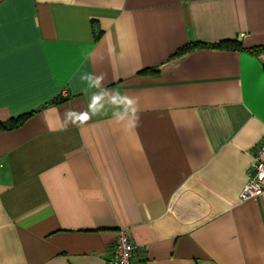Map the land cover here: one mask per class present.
<instances>
[{"label": "crops", "instance_id": "obj_1", "mask_svg": "<svg viewBox=\"0 0 264 264\" xmlns=\"http://www.w3.org/2000/svg\"><path fill=\"white\" fill-rule=\"evenodd\" d=\"M0 264H264V0H0ZM235 40L238 49L209 46ZM205 42L187 51L188 43ZM150 68L151 70H145ZM103 75L87 89L81 73ZM135 98L61 130L98 92ZM54 101H57L54 103Z\"/></svg>", "mask_w": 264, "mask_h": 264}, {"label": "clouds", "instance_id": "obj_2", "mask_svg": "<svg viewBox=\"0 0 264 264\" xmlns=\"http://www.w3.org/2000/svg\"><path fill=\"white\" fill-rule=\"evenodd\" d=\"M79 78L82 82L87 84V89L100 88L104 80L103 75H94L87 72L81 73ZM106 103L112 109V117L117 123L126 121L129 118L133 120V123L138 122L139 117L135 108L134 97L121 94L119 91H113L111 93L101 91L91 96L86 107L80 108L79 110L67 107L64 112V122L61 130H65L69 124L77 127L84 125L92 116L105 112ZM260 158L264 159V151L260 153ZM261 167L264 168V165ZM258 178L264 182V171L259 173ZM123 239L122 237V240ZM128 248L130 250V246H128Z\"/></svg>", "mask_w": 264, "mask_h": 264}, {"label": "built area", "instance_id": "obj_3", "mask_svg": "<svg viewBox=\"0 0 264 264\" xmlns=\"http://www.w3.org/2000/svg\"><path fill=\"white\" fill-rule=\"evenodd\" d=\"M262 151H264V139L255 150L253 160L247 169L248 179L240 193V197L243 199L258 196L264 190V182L258 178L259 173L264 171V168L261 167L264 165V159L260 158ZM122 237L124 238L123 240ZM128 246H130V250ZM139 249L144 250L131 239L128 230L126 228L120 229L114 244L113 257L110 264H136L133 258Z\"/></svg>", "mask_w": 264, "mask_h": 264}, {"label": "trees", "instance_id": "obj_4", "mask_svg": "<svg viewBox=\"0 0 264 264\" xmlns=\"http://www.w3.org/2000/svg\"><path fill=\"white\" fill-rule=\"evenodd\" d=\"M207 43L205 42H192V43H188L185 46L181 47L178 50V53L187 51L195 46H206ZM209 46L212 47H216V48H221V49H238L240 48V44H238L235 40H221L219 42H214L209 44ZM249 50L253 53H260L262 51H264V46H257V47H252L249 48ZM145 70H151L150 68H147ZM57 101H54V103H56ZM29 115H31L30 113H25L22 114L20 116L17 117H13L10 118L9 120L5 121V122H0V128L1 129H13L18 127L20 124L23 123V121L26 120L27 117H29Z\"/></svg>", "mask_w": 264, "mask_h": 264}, {"label": "snow or ice", "instance_id": "obj_5", "mask_svg": "<svg viewBox=\"0 0 264 264\" xmlns=\"http://www.w3.org/2000/svg\"><path fill=\"white\" fill-rule=\"evenodd\" d=\"M6 31H7L6 21L2 12H0V55H2L3 52V46L6 39ZM0 83H2V77H0Z\"/></svg>", "mask_w": 264, "mask_h": 264}]
</instances>
